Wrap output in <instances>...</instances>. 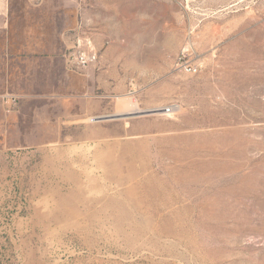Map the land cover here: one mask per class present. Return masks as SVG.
I'll list each match as a JSON object with an SVG mask.
<instances>
[{
	"label": "rangeland",
	"instance_id": "obj_1",
	"mask_svg": "<svg viewBox=\"0 0 264 264\" xmlns=\"http://www.w3.org/2000/svg\"><path fill=\"white\" fill-rule=\"evenodd\" d=\"M27 1L55 72L0 56V264H264V0Z\"/></svg>",
	"mask_w": 264,
	"mask_h": 264
},
{
	"label": "crops",
	"instance_id": "obj_2",
	"mask_svg": "<svg viewBox=\"0 0 264 264\" xmlns=\"http://www.w3.org/2000/svg\"><path fill=\"white\" fill-rule=\"evenodd\" d=\"M32 1L35 4L31 8L41 9L42 0H29L26 2V7H29V2ZM12 3L13 0H0V33L3 37V40L0 41V56L8 60V70L4 81L8 83L34 81L36 80L34 76L40 75V69L45 66L47 74H49L50 58L52 59L51 73L54 75L55 47L50 45L44 37L49 34V31L37 22L28 24L17 33L13 28L16 12ZM23 34L25 38L21 37ZM34 59L35 61H32ZM41 60H44L45 63H41Z\"/></svg>",
	"mask_w": 264,
	"mask_h": 264
},
{
	"label": "built area",
	"instance_id": "obj_3",
	"mask_svg": "<svg viewBox=\"0 0 264 264\" xmlns=\"http://www.w3.org/2000/svg\"><path fill=\"white\" fill-rule=\"evenodd\" d=\"M96 53L91 50L78 49L71 55L72 63L79 66H86L95 62Z\"/></svg>",
	"mask_w": 264,
	"mask_h": 264
},
{
	"label": "bare ground",
	"instance_id": "obj_4",
	"mask_svg": "<svg viewBox=\"0 0 264 264\" xmlns=\"http://www.w3.org/2000/svg\"><path fill=\"white\" fill-rule=\"evenodd\" d=\"M128 105V104H127ZM132 106H133V104H132ZM135 108V111H133L134 113H137V112H141V111H139V109L138 108H136V107H134ZM129 109V108H128ZM132 109V108H131ZM170 109L171 108H167V107H165V108H163V109H161L162 111H166V112H168V111H170ZM153 112V111H152ZM91 119V118H90Z\"/></svg>",
	"mask_w": 264,
	"mask_h": 264
}]
</instances>
